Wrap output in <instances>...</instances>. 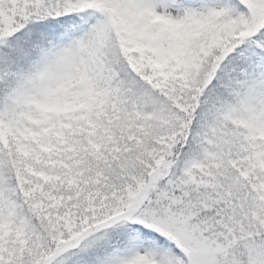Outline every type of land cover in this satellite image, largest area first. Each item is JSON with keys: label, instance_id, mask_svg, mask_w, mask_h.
I'll use <instances>...</instances> for the list:
<instances>
[{"label": "snow or ice", "instance_id": "6c2138e0", "mask_svg": "<svg viewBox=\"0 0 264 264\" xmlns=\"http://www.w3.org/2000/svg\"><path fill=\"white\" fill-rule=\"evenodd\" d=\"M0 264H264V0H0Z\"/></svg>", "mask_w": 264, "mask_h": 264}]
</instances>
